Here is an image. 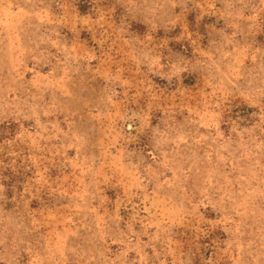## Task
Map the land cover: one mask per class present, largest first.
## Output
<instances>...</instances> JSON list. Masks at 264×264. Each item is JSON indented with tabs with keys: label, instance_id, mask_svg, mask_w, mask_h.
<instances>
[{
	"label": "rangeland",
	"instance_id": "obj_1",
	"mask_svg": "<svg viewBox=\"0 0 264 264\" xmlns=\"http://www.w3.org/2000/svg\"><path fill=\"white\" fill-rule=\"evenodd\" d=\"M0 264H264V0H0Z\"/></svg>",
	"mask_w": 264,
	"mask_h": 264
},
{
	"label": "trees",
	"instance_id": "obj_2",
	"mask_svg": "<svg viewBox=\"0 0 264 264\" xmlns=\"http://www.w3.org/2000/svg\"><path fill=\"white\" fill-rule=\"evenodd\" d=\"M87 4L85 5V2L81 1V4H80V9L85 12V8H86Z\"/></svg>",
	"mask_w": 264,
	"mask_h": 264
}]
</instances>
